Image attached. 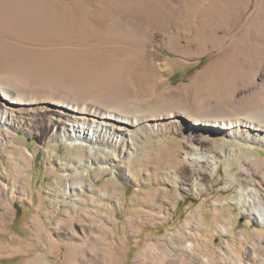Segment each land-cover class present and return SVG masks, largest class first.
Listing matches in <instances>:
<instances>
[{
	"label": "rangeland",
	"instance_id": "rangeland-1",
	"mask_svg": "<svg viewBox=\"0 0 264 264\" xmlns=\"http://www.w3.org/2000/svg\"><path fill=\"white\" fill-rule=\"evenodd\" d=\"M0 11V264H264V137L193 122L264 128V0ZM113 111L139 119L125 146L64 140L76 122L118 133Z\"/></svg>",
	"mask_w": 264,
	"mask_h": 264
},
{
	"label": "bare ground",
	"instance_id": "bare-ground-1",
	"mask_svg": "<svg viewBox=\"0 0 264 264\" xmlns=\"http://www.w3.org/2000/svg\"><path fill=\"white\" fill-rule=\"evenodd\" d=\"M0 13H1L0 22H6L7 23L9 20L7 21V18L5 16L6 14L2 13L1 11H0ZM7 17H9V14H7ZM26 26H28V25H26ZM65 37H67V36H65ZM54 39H56V38L54 37ZM0 97L3 99H6V100L10 99V95L8 94V92H6L4 90L0 91ZM1 111L2 112L0 113V122H3V123L6 122L7 123V117H6L7 112L4 109ZM103 115L112 116L114 119L121 120L122 122H124L126 124V127H125L126 129L125 128L123 130L117 129L119 131L117 133V132H114V130H112V129H106L104 127L101 128V125L99 123H95V122L77 123L76 122L77 125L76 124H74V125H76V127H78V129L76 130V129H73V127H71L69 130H67V133L64 132L65 133L64 134V138H65L64 140L65 141L69 140L67 142H70L71 144H74V145H80V146H87V144H89L90 148L97 149V150L101 149L102 147L104 148V147L113 146V145L115 146L117 144H122L125 146V143L129 142L133 138V135H134L133 134L134 132L132 133V130H129L130 129L129 127H133V128L137 127L139 125V119L134 118V116L133 117L132 116L127 117L126 114H125V116H120L118 113H116L114 111L108 112L107 114H103ZM193 122L195 125V129H197L198 132H201L205 128L210 129V130H216V128H217V129L221 130L222 132H224V134H227L228 136L232 135V136L237 138V136H239L240 134L241 135L243 134L246 137L249 135H252V134H250L249 131L255 130V131H257V133H253L254 136H259L258 137L259 139L264 137V136L259 134V131L260 130L264 131V128L260 127V125H258V124H255V125L252 124L251 120H246L245 118H233V119L227 118V119H220V121H216V120L215 121L214 120L213 121L212 120L207 121L206 119L195 118L193 120ZM157 129H158V127H157ZM125 137H126V140H125ZM188 159L196 161L199 163V162H202L204 160H207V156L201 155L198 152H193L192 154H190L188 156ZM207 162L211 163V165L213 166L212 170L217 166V163L212 161V160L211 161L208 160ZM261 219H263V218H261Z\"/></svg>",
	"mask_w": 264,
	"mask_h": 264
}]
</instances>
